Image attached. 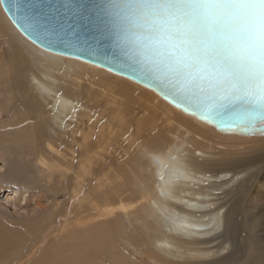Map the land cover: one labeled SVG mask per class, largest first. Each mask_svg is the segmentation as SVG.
Here are the masks:
<instances>
[{
	"label": "bare ground",
	"instance_id": "bare-ground-1",
	"mask_svg": "<svg viewBox=\"0 0 264 264\" xmlns=\"http://www.w3.org/2000/svg\"><path fill=\"white\" fill-rule=\"evenodd\" d=\"M0 21L24 47L23 52L31 57L32 65L39 61L42 67L38 77L31 66H21L23 53L12 55V59L19 61L25 86H30L37 95L13 105L15 100H9L5 113L12 111L16 115L8 127L16 131L19 127L23 132L8 140L4 135L1 144H8L6 154L15 155L19 159L18 166L21 164L22 174L17 183H24L23 200L30 196L33 201L36 198L41 211L49 206L55 208L31 220L27 217L16 220L0 212V264H125L123 261L128 260L137 264L136 255L143 263L158 264L160 260L153 255L155 250L172 258L185 257V264L240 262V251L235 245L237 235L233 231L239 224V214L234 212L238 206L232 205L230 200L224 202L222 196L227 199L229 190L232 191L223 188L231 186L230 183H245L247 177L240 176L246 174L250 166L244 162L237 166L230 158H225L224 162L223 156L215 155L204 144L210 142L207 133L223 134L137 84L153 101L138 106L140 110L135 113L138 108L133 110L134 102H129L131 97L124 89L112 91L109 104L113 115L111 119H102L79 95L68 94V82L79 84L72 91L79 94L82 81L90 78L93 86L97 83V74L117 79L125 87L130 84L109 76L111 73L103 69L39 49L19 33L1 5ZM2 50L0 48V63H5ZM5 73L4 91L10 94L14 91L13 82L18 85L20 77L19 82L13 79L8 85L9 70ZM152 104L157 106L153 113ZM161 107H167L174 116L181 114L183 122L197 125L201 133L183 124L172 127L171 121L167 123L171 127L164 129L167 132L162 130L156 124L158 116L162 120V114L158 113ZM17 108L24 114H17ZM128 111L130 116L136 115L134 126L128 125ZM149 114H155L154 122L160 134L155 132L157 126L147 121L146 118L151 119ZM47 116L51 124L46 121ZM116 118L119 125L113 123ZM118 136L123 139L122 144L115 142ZM114 143L115 149L111 152ZM46 170L45 175L41 174ZM3 189L5 187H0V191ZM152 219L157 228L152 227ZM247 246L250 249V245ZM260 246L250 249L253 264H264V246ZM122 248L125 251L133 248L134 257L120 254Z\"/></svg>",
	"mask_w": 264,
	"mask_h": 264
},
{
	"label": "water",
	"instance_id": "water-1",
	"mask_svg": "<svg viewBox=\"0 0 264 264\" xmlns=\"http://www.w3.org/2000/svg\"><path fill=\"white\" fill-rule=\"evenodd\" d=\"M154 0H0L19 33L51 54L103 69L152 91L175 109L224 135L264 136V96L258 79H243L214 58L209 67L230 73L239 91L224 98L189 87L157 54L160 24L144 10Z\"/></svg>",
	"mask_w": 264,
	"mask_h": 264
},
{
	"label": "rangeland",
	"instance_id": "rangeland-1",
	"mask_svg": "<svg viewBox=\"0 0 264 264\" xmlns=\"http://www.w3.org/2000/svg\"><path fill=\"white\" fill-rule=\"evenodd\" d=\"M0 33H2L5 36L4 37L3 35H1L3 38H0V46H1L0 48L3 49L2 51L5 54V58L3 60V62H5V63H2V61L0 63V67L2 66L0 68V187H5V189H6V190L3 189L0 191V212L7 214V215H10L9 217L12 216L13 218H16V220H19L20 218H21L20 220H25L26 217L28 218V220H31L30 218H32V219L39 218V216L41 214H43V213L45 214V213L54 211L55 208H50V206H49L48 209L41 211L35 203L36 198L33 201V198L30 196L31 198L27 197L26 201L23 200L22 196L24 195L23 192L25 191L24 186H23L24 183H22V182L17 183L18 182L17 178H20L21 174H22L19 171V166L21 167V164H19V166H18V161H19L18 157L16 158L15 155L9 157L6 154V149L8 148V146H7L8 144L3 145V144H1V141H3L2 138L4 137V135H6V138L8 140L9 138H12V136H15V135L19 136L23 132V129H19V127H18V131L10 130L8 127V124L11 123L12 119L14 120V118H15L14 115H16V113H12V111L8 115L5 113V111L9 107L8 106L9 100L10 99L15 100L12 103V105H13L14 102H16L18 100H20V101L28 100L30 95H37V93L34 92L30 86L29 87L25 86V80L23 77L24 74L22 73V70L20 68H18L19 67V61L17 58L12 59V55H14L15 53H23L24 56H21L22 57L21 66L24 67V65H28L29 68L31 66L32 70L34 71V73H36L38 75V77L40 76L39 72L42 71V67H41V64L39 61L35 62L34 66L32 65L33 63H32L31 57L26 56V54L23 52L24 47L21 45V43H19L13 37L12 31L8 30L6 28V24H4L2 21H0ZM5 42H8L11 46L6 44ZM75 62H77V61H75ZM5 65L7 66V68ZM85 65H87V64H85ZM3 66H4V68H3ZM7 70H9L8 76L10 77V81L7 82V84L9 83L8 85H10L12 83L13 79L17 80L19 82V77H20V82L18 85H16L13 82L12 87L14 88V91L10 94L5 93V91H4V87L6 86V83H5L6 82L5 81L6 73H5V71H7ZM107 74H109V73H107ZM90 75L92 76L93 73H90ZM109 76H113L115 78L123 80V81L127 82L128 84H130V86H126V87L124 85L122 86V85H120L121 81L118 82L119 80H117V79H113L110 77H104V76L97 74V76L95 78V79H97V83L96 84L94 83L93 86L91 85V79L90 78H86L85 80L82 81V86H80L81 91H82L81 94H79L77 91H74V93L72 92L74 87L79 85V84L74 83V82H73V84L71 82H68V85L70 86V88H69V91H67V92L70 95H76V94L79 95V97L82 99V102L84 104L88 105L89 107L95 109L97 111L98 115L101 116L102 119H104V118L111 119V117L113 115L112 114L113 113V110H112L113 107H111L109 104L110 95L112 94V91L118 92L120 89H124L125 90L124 92L126 93V95L131 97V100L129 102H131V101L134 102L133 110L138 108V106L139 107L144 106L143 103H147V101L152 100L148 95H145L143 93V91L146 92V90L141 89L140 87H138L136 84L132 83L131 81L119 78V77L114 76L112 74H109ZM26 82H27V77H26ZM135 88H136V90H135ZM146 93H148V92H146ZM139 94H141V95H139ZM124 100H125V98H124ZM125 101H128V99ZM50 103H51V101H49V104ZM150 106H152V108L154 109V110H152V113H153V111H156L155 109L157 108V106H155L153 104ZM49 108H50V106L49 107L47 106V109H49ZM161 109H159L158 113L162 114V120L159 118L160 116H158L157 117L158 121H156V124L158 126H160V128H162V130L166 129L167 127H171V126L176 127V124L178 123V124H183V125L187 126L188 128H190L191 130H193L196 133H201V131H199V130H201V128L198 127L197 125L183 122L184 119L181 117L182 115L180 113L179 114L181 116L180 115L174 116V114H172L167 107H165V108L161 107ZM165 109H167V110H165ZM139 110L140 109L138 108L134 112L138 113ZM17 111L19 112L17 114H24V111L19 110L18 108H17ZM49 115H51V114H49ZM132 116H133V114H132ZM132 116H130V112H129V114H127V118H126L129 121L128 125L130 124V126H134V124H133L134 118H136V115H134L133 117ZM148 116H150L151 119H149V118H146V119L150 123V125L151 126H157L154 122L155 114L154 115L149 114ZM141 117H142V115L138 116L137 119H139ZM175 117L176 118L179 117V118L176 119ZM117 118L113 121V123L119 125ZM46 121L49 124H51L50 123L51 119L48 116L46 117ZM168 121H171V123H172L171 126H169L167 124ZM106 122H107V120H106ZM173 122H174V124H173ZM35 123H31V124L33 125ZM158 126H157V129L155 132L159 131V134H160V130L158 129ZM5 130H7L8 134H7V132L2 133ZM44 130H47L49 133L53 134V131L51 129H48V128L46 129L44 127ZM169 130H171L172 132H176L174 129H169ZM164 131L167 132V130H164ZM206 136L209 137L210 142L204 143V144L207 145V147L211 148L212 152L215 155L223 156L224 158L221 157L223 159L222 161L225 162V160H224L225 158L228 160L230 158V162L232 164L235 163V165L239 166L240 163L242 164L244 162L243 164H248L250 166L251 170L249 169L246 172V174L244 173V175L241 174V176H240L243 179L247 177L245 179V183L240 182L238 184V182H237V183H233V185H232V183H230L231 186L227 185V187L226 186L223 187V188H225V191L226 190L228 191L229 189H231L232 191L229 190V193L231 192L234 196L231 193L230 194L233 197L228 196L230 194L227 192L228 193L227 199H225L226 198L225 196H222V198L224 197L223 198L224 202H225V200L226 201L230 200V202L232 201V203H231L232 205L234 204V205L238 206V209H236V207L234 206L235 207L234 212H235V215L239 214V215H237V219L239 220L238 223L240 225L236 224V226L233 227V231L237 235V241L235 244L236 249L238 251H240L239 254L241 256V260L238 258V260L240 262H238L237 264H253V258H251V256H250V254H252V251H250V249L253 250L260 245H262L260 247L264 246V236H263L264 235V233H263L264 232V170H262L264 168V136L263 137L260 136V137H256V138L253 137V138H249V139L241 138V137H238L235 135L225 136L224 134L221 135L219 133H217L216 135L213 133H207ZM115 142H119V144H122L123 139L120 138V136H118L116 138ZM199 143H197V144H199ZM114 145H115V143L112 146H114ZM116 147H118V144L116 145ZM114 149H115V146L113 147L111 152H114ZM104 155L107 156L106 154H104ZM215 159H220V157H215ZM219 169H221V168H219ZM45 173H47V170L45 172H42L41 174L45 175ZM250 173H251V175H250ZM253 174H254V176L251 177ZM249 177L251 178V180ZM27 203H30V204L27 208H25ZM36 209H37V211H36ZM151 223H152V227L157 228L155 220L152 219ZM237 225H239V226H237ZM128 226L129 225H127V227ZM235 228H237V229H235ZM260 230L262 231V233ZM140 232L142 233L143 230H140ZM259 236H263V237L260 238ZM151 237L152 238L155 237L154 232H151ZM162 237H164L163 233H162ZM243 240L245 242H243ZM241 241H242V244L240 243ZM247 241L249 242V244H247ZM247 245H250V249L246 248V247H248ZM245 250H247V251H245ZM156 251H158V252H156ZM133 252H134L133 248H130V251H125L123 248L120 250V254H125L129 258H131L132 256L134 257L135 254H133ZM153 255L156 256L158 258V260H160V262L158 261V264L159 263L160 264H185V262L187 261V259L185 257H183V258H180V257L172 258V256H170V255H166V254L164 255V253L161 250H155L153 252ZM135 259H136L135 261L137 262V264H146V262L143 263V261L141 260V258L138 257V255L135 256ZM162 259H163V262H162ZM167 259H168V263H167ZM170 260H172L173 262L170 263ZM165 261H166V263H165ZM123 262L125 264H129V262H130V264H131V261H129V260L127 262L126 261H123ZM147 264H157V263L154 261L153 262L149 261V263H147Z\"/></svg>",
	"mask_w": 264,
	"mask_h": 264
},
{
	"label": "snow or ice",
	"instance_id": "snow-or-ice-1",
	"mask_svg": "<svg viewBox=\"0 0 264 264\" xmlns=\"http://www.w3.org/2000/svg\"><path fill=\"white\" fill-rule=\"evenodd\" d=\"M209 0H154L144 10L160 24L157 54L168 69L182 77L189 87L224 98L239 91L240 83L230 73L209 67L208 52L214 58L237 68L243 79H258L264 96V43L257 49L240 43L220 30L202 5ZM253 6L264 30V0H245Z\"/></svg>",
	"mask_w": 264,
	"mask_h": 264
},
{
	"label": "clouds",
	"instance_id": "clouds-1",
	"mask_svg": "<svg viewBox=\"0 0 264 264\" xmlns=\"http://www.w3.org/2000/svg\"><path fill=\"white\" fill-rule=\"evenodd\" d=\"M212 15L221 31L240 43H251L259 48L264 43V30L253 6L245 0H209L202 5Z\"/></svg>",
	"mask_w": 264,
	"mask_h": 264
}]
</instances>
